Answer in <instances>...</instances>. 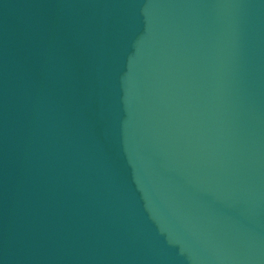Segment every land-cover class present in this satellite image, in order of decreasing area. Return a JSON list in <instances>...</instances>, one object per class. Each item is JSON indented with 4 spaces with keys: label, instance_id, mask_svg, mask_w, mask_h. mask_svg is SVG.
<instances>
[{
    "label": "water",
    "instance_id": "obj_1",
    "mask_svg": "<svg viewBox=\"0 0 264 264\" xmlns=\"http://www.w3.org/2000/svg\"><path fill=\"white\" fill-rule=\"evenodd\" d=\"M0 264H264V0H0Z\"/></svg>",
    "mask_w": 264,
    "mask_h": 264
}]
</instances>
